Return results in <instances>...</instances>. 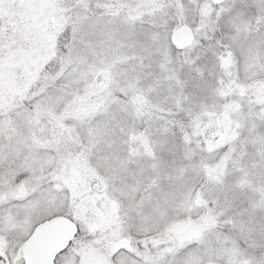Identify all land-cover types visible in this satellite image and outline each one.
<instances>
[{
  "label": "snow or ice",
  "instance_id": "6c2138e0",
  "mask_svg": "<svg viewBox=\"0 0 264 264\" xmlns=\"http://www.w3.org/2000/svg\"><path fill=\"white\" fill-rule=\"evenodd\" d=\"M0 264H264V0H0Z\"/></svg>",
  "mask_w": 264,
  "mask_h": 264
}]
</instances>
